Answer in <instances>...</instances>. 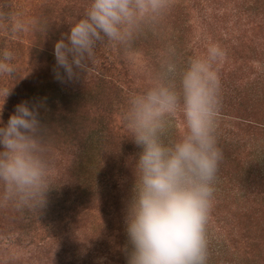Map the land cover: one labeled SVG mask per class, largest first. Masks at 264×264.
Returning a JSON list of instances; mask_svg holds the SVG:
<instances>
[{"label": "rangeland", "instance_id": "obj_1", "mask_svg": "<svg viewBox=\"0 0 264 264\" xmlns=\"http://www.w3.org/2000/svg\"><path fill=\"white\" fill-rule=\"evenodd\" d=\"M89 2L0 0V54L12 52L16 68L0 74V88L12 89L2 118L6 123L21 102L41 105L53 160V188L41 212L5 201L0 184V264H127L125 206L140 151L123 120L128 99L151 87L166 61L183 69L213 44L226 56L218 66L222 158L207 224L208 264H264V0H170L167 14L130 45L102 43L87 73L61 82L53 73L54 44ZM14 20L27 30L12 32ZM109 52L120 64L107 63ZM111 119L124 139L120 167L99 138ZM183 132L178 114L167 139ZM108 181L114 190L107 192Z\"/></svg>", "mask_w": 264, "mask_h": 264}, {"label": "clouds", "instance_id": "obj_2", "mask_svg": "<svg viewBox=\"0 0 264 264\" xmlns=\"http://www.w3.org/2000/svg\"><path fill=\"white\" fill-rule=\"evenodd\" d=\"M170 0H90L84 15L69 23L54 44L53 73L61 82L87 73L102 43L126 47L145 27L162 19ZM14 20L12 32L25 31ZM226 56L210 45L203 57L179 69L166 61L157 81L129 97L123 120L140 148L136 178L125 206L127 264H208L207 224L222 153L216 140L221 102L219 64ZM13 53L0 54V74L14 75ZM12 89L0 88V184L3 199L41 212L51 186L52 149L40 107L19 103L5 123ZM180 115L183 134L167 139Z\"/></svg>", "mask_w": 264, "mask_h": 264}, {"label": "trees", "instance_id": "obj_3", "mask_svg": "<svg viewBox=\"0 0 264 264\" xmlns=\"http://www.w3.org/2000/svg\"><path fill=\"white\" fill-rule=\"evenodd\" d=\"M6 51V50H5ZM110 55L107 58V63L112 64V67L114 65L120 64L119 59L115 56H112V52H109ZM111 67V70H112ZM101 81V80H100ZM102 82V81H101ZM103 84H107V81L102 82ZM100 122L96 123V126H99ZM103 128V132L100 134L99 138H102L103 142H105L106 144L104 146L109 148V153L105 154L107 156H109L111 159L110 161L112 163H116L117 167H120L121 165L124 164V154L122 153V147L124 144V139L123 136L119 135V133L115 130V127L113 126V121L108 120L106 122V124L102 125ZM98 138V140H99ZM112 183L110 181H108V186H110L111 188L107 189L106 191H111L112 188ZM104 185V184H102ZM114 190V189H113Z\"/></svg>", "mask_w": 264, "mask_h": 264}]
</instances>
